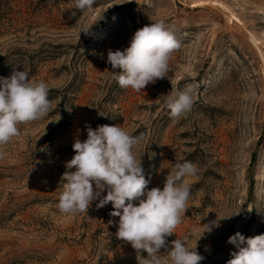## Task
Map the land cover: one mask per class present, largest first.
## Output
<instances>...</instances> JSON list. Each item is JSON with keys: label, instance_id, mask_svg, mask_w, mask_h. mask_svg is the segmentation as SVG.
<instances>
[{"label": "rangeland", "instance_id": "1", "mask_svg": "<svg viewBox=\"0 0 264 264\" xmlns=\"http://www.w3.org/2000/svg\"><path fill=\"white\" fill-rule=\"evenodd\" d=\"M158 19L182 45L168 76L140 92L120 88L108 50H124ZM85 25L91 35L80 33ZM13 68L48 84L52 110L20 125L3 148L0 264H138L116 236L111 204L98 209L94 201L78 215L57 208L65 164L75 140H86V124L143 134L136 154L149 189H162L177 162L198 166L169 248L182 238L197 245L201 264H227L231 235L264 234V0H96L84 12L74 0H0V77ZM188 86L194 105L174 122L162 95ZM231 215L199 239L203 224Z\"/></svg>", "mask_w": 264, "mask_h": 264}, {"label": "clouds", "instance_id": "2", "mask_svg": "<svg viewBox=\"0 0 264 264\" xmlns=\"http://www.w3.org/2000/svg\"><path fill=\"white\" fill-rule=\"evenodd\" d=\"M95 2L74 0V7L84 12L92 9ZM91 29L85 25L80 33L91 35ZM181 46L166 21L155 20L135 31L124 50H108L111 79L122 89L140 92L168 76L170 58ZM162 98L174 122L186 116L194 105L191 86ZM51 110L45 81L30 79L27 70L16 68L9 77H0V159L4 158V146L21 135L20 125L44 119ZM85 129L86 140H75V155L65 164L69 171L61 176L58 210L78 215L88 213L94 201H98V209L111 204L114 210L110 216L119 217L116 236L135 250L138 264H201L204 257L196 250L197 245L193 248L185 239L176 238L169 248L167 241L176 234L190 207L188 178L198 174V166L189 161L177 162L166 175L162 189H149L150 178L145 177L142 156L136 154L143 134L132 135L118 125L107 124L95 129L86 124ZM235 215L203 224L199 239L219 228L220 220ZM227 243L235 249L227 264H264V234L245 237L237 231Z\"/></svg>", "mask_w": 264, "mask_h": 264}, {"label": "trees", "instance_id": "3", "mask_svg": "<svg viewBox=\"0 0 264 264\" xmlns=\"http://www.w3.org/2000/svg\"><path fill=\"white\" fill-rule=\"evenodd\" d=\"M114 209L112 208V205H108L107 206V212L106 213H108V215H110V212L111 211H113Z\"/></svg>", "mask_w": 264, "mask_h": 264}]
</instances>
